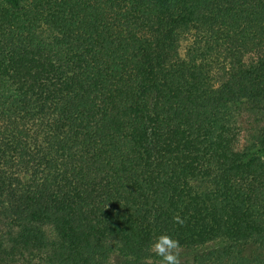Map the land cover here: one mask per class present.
I'll use <instances>...</instances> for the list:
<instances>
[{
    "label": "trees",
    "instance_id": "16d2710c",
    "mask_svg": "<svg viewBox=\"0 0 264 264\" xmlns=\"http://www.w3.org/2000/svg\"><path fill=\"white\" fill-rule=\"evenodd\" d=\"M162 235L264 264V0H0V264Z\"/></svg>",
    "mask_w": 264,
    "mask_h": 264
},
{
    "label": "clouds",
    "instance_id": "9594fccd",
    "mask_svg": "<svg viewBox=\"0 0 264 264\" xmlns=\"http://www.w3.org/2000/svg\"><path fill=\"white\" fill-rule=\"evenodd\" d=\"M174 222L183 224L179 217H174ZM150 251L160 258L159 264H180L179 242L170 236L162 235L150 245Z\"/></svg>",
    "mask_w": 264,
    "mask_h": 264
},
{
    "label": "rangeland",
    "instance_id": "374dc122",
    "mask_svg": "<svg viewBox=\"0 0 264 264\" xmlns=\"http://www.w3.org/2000/svg\"><path fill=\"white\" fill-rule=\"evenodd\" d=\"M217 50V49H216ZM219 53V52H218ZM219 61H218V64H220V62H221V60H222V55H220V57H219ZM250 59V58H249ZM243 118H245V119H247L246 117H243ZM250 121H248V122H253L254 120H255V117L254 116H251V117H249L248 118ZM247 124V123H246ZM249 127H251V124L249 125ZM248 131V130H247ZM244 134L246 135L247 134V132H244L243 133V137H244ZM242 137V138H243ZM244 139V138H243ZM253 249L252 248H247L246 250H245V254H251V253H253V251H252ZM256 250V249H255ZM244 253V252H243ZM260 253V252H259ZM260 254H262V253H260ZM262 257H264V253L262 254Z\"/></svg>",
    "mask_w": 264,
    "mask_h": 264
}]
</instances>
